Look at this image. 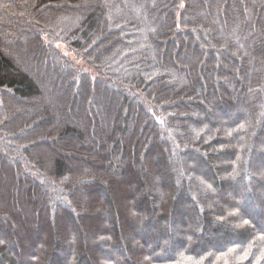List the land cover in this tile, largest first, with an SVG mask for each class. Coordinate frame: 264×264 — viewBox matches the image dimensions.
Segmentation results:
<instances>
[{"label":"trees","instance_id":"trees-1","mask_svg":"<svg viewBox=\"0 0 264 264\" xmlns=\"http://www.w3.org/2000/svg\"><path fill=\"white\" fill-rule=\"evenodd\" d=\"M0 264H264V0H0Z\"/></svg>","mask_w":264,"mask_h":264},{"label":"rangeland","instance_id":"rangeland-1","mask_svg":"<svg viewBox=\"0 0 264 264\" xmlns=\"http://www.w3.org/2000/svg\"><path fill=\"white\" fill-rule=\"evenodd\" d=\"M52 13H55V14H53V18L52 19H55L57 16H60L61 14H62V12H52ZM44 19H50L49 17H47V16H43V20ZM51 20V19H50ZM62 47H64V46H62Z\"/></svg>","mask_w":264,"mask_h":264}]
</instances>
